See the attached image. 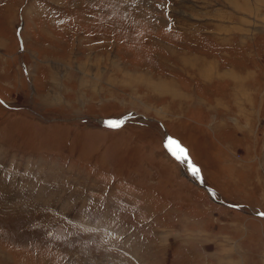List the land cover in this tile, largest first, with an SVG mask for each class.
I'll return each mask as SVG.
<instances>
[{
	"label": "rangeland",
	"instance_id": "rangeland-1",
	"mask_svg": "<svg viewBox=\"0 0 264 264\" xmlns=\"http://www.w3.org/2000/svg\"><path fill=\"white\" fill-rule=\"evenodd\" d=\"M0 101V264H264V0H0Z\"/></svg>",
	"mask_w": 264,
	"mask_h": 264
},
{
	"label": "snow or ice",
	"instance_id": "snow-or-ice-1",
	"mask_svg": "<svg viewBox=\"0 0 264 264\" xmlns=\"http://www.w3.org/2000/svg\"><path fill=\"white\" fill-rule=\"evenodd\" d=\"M3 101H0V104H2ZM123 123V121H109L108 124L111 127H119L121 124ZM175 141H172L171 139H169V147H171V145L175 144ZM177 150L183 154L184 150L182 148L177 147ZM173 155H176V152H173ZM179 158V157H177ZM261 215H264V213H262Z\"/></svg>",
	"mask_w": 264,
	"mask_h": 264
}]
</instances>
